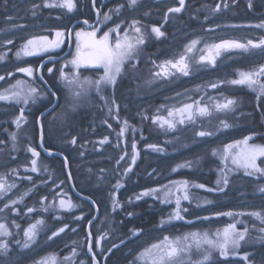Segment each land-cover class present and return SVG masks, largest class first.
Instances as JSON below:
<instances>
[{
	"label": "rangeland",
	"instance_id": "374dc122",
	"mask_svg": "<svg viewBox=\"0 0 264 264\" xmlns=\"http://www.w3.org/2000/svg\"><path fill=\"white\" fill-rule=\"evenodd\" d=\"M78 1L73 0L75 8L69 12L66 8L44 7V0L36 4L38 8L35 5L30 7V0H0V57H3L0 59V75L4 69L7 72L0 93L11 95L8 90H12L17 81L22 82L25 92L29 88L36 89L27 103L23 100L17 102L15 98L0 100L4 105L0 107V183L4 184V189L0 190V224L5 225L9 233L0 235V244L8 245L6 254L0 249V264H40L48 258L54 259L55 264H107L104 260L105 247L118 241L114 240L118 232L114 225L124 216L123 209L133 208L131 204L121 203L119 187L123 185V173L132 163L134 154L135 162L131 165L135 167L127 174V178L132 177L133 191L129 197H139V186L158 182V197L164 191V198L173 201L171 206H174L173 190L179 185L173 181H187L191 197L188 202L192 207L190 215L196 211L211 215L215 210H204V207L218 201H232L238 211L232 217L237 230L247 228L248 232L241 246L235 251L230 249L228 256L223 257L218 249L209 248L206 244L198 249L191 238L193 234L199 237L207 234L209 239L215 240L226 227L220 219L209 216L202 219L201 224L173 231L169 214L174 215V209H158L160 221L157 230L140 234V229H133L127 239L130 242L122 251L130 255L126 258L124 254L125 258L117 264H151L152 257L145 250L151 249L153 244L164 242L165 237L170 243L179 241L181 246H192L187 253L181 254L177 264H196L209 253L210 259L205 264L248 263V259H232L233 252L247 255L251 260L253 254L263 264L264 258L260 253L264 250L259 245L264 242V231H261L264 224L248 213L256 212L264 217V192L260 191L264 187V175H245L243 168L232 163V157L244 145L231 149L228 146L248 135L253 137L249 145L264 146V96H259L258 90L254 91L246 85L231 83L239 79L240 72L253 71L263 65L258 63L256 57L263 56L264 48H249L255 60L248 64L245 63L246 59L235 54L236 51L243 52L240 49L222 50L216 57L215 65L201 62L200 57L208 55L207 46L221 40L240 43L252 40L258 43L264 39V27H258L264 25V12H254L255 7H264V0H185L179 13L168 11L180 6L179 0H138L135 7H129L128 0H95V3L91 0L93 16L83 20L88 22L86 24L82 20L74 23L72 26L75 30L71 36L69 29L37 32L40 27H32L31 24L20 28L7 26L15 20L21 22L22 18H27L29 10L30 20L44 9L58 17L73 16ZM216 5H220L219 11L214 10ZM25 7L27 11H23ZM106 15L111 18L105 20ZM95 20L100 31L110 33L113 43L117 38L123 39L125 32L132 39L143 36L144 43L135 50V58L125 63L121 75L117 77L115 91L111 85L104 86L99 93L90 88L86 95L75 101L77 107L73 108L72 92L61 74L70 78L74 73H79L81 79L92 81L100 80L104 75L103 68L76 69L70 63L83 40H78L76 33H88L86 25ZM133 21H139L136 27L141 29V33H136L130 27ZM117 25L119 36L112 31ZM153 27H159L164 35L157 38L152 32ZM57 32L63 33L59 37V47L31 56H25L22 52L19 57L16 55L28 40L47 37L49 41H55L58 39ZM68 36L72 38L71 42ZM193 41L198 43L188 52L187 48ZM63 53L58 60H50ZM181 55L186 57L189 65L187 76L171 68L167 77L156 75L160 72L157 65L167 60H178ZM233 59H236L237 66ZM22 67H31L33 74L28 76L19 72L18 69ZM49 69L52 71L49 72ZM259 83L264 84L263 76L259 78ZM45 84L56 89V92L52 89L51 95ZM227 99L234 100L235 105L230 110L217 111L215 105ZM186 104H193L194 110L197 105L207 107L210 115H197L194 122L185 120L184 124L178 123V115L169 117V111ZM37 108L40 111L35 112ZM21 112L23 118L17 127L15 121L21 117ZM161 118L177 121L175 128L169 129L167 125L154 122ZM222 121L229 127L225 128ZM123 130L128 141L127 148L122 144ZM201 131L211 135L201 137L198 135ZM73 140L74 144L71 142ZM134 142L137 144L135 152ZM39 144L41 149L44 147L43 152ZM48 146L64 148L73 159V169H70L67 155L60 156L63 159L60 162L57 156H53L54 153L50 154ZM29 149L41 152L40 156L34 157ZM125 151L128 158L121 165L118 162ZM112 153L116 155V161H107L109 169L100 168L104 167V159H109ZM84 158L90 160L84 161ZM33 160L37 161L35 172L31 170ZM262 160L264 158L258 159L257 163L264 167ZM62 166H65L64 178L56 169ZM222 177H227L226 185ZM74 180L90 192L109 187L110 214L99 218L90 207L73 198L70 185ZM218 180L220 184H217ZM194 183H202L205 187L194 188L191 186ZM216 190L222 192L217 193ZM169 192L171 195H168ZM178 193L183 197V190ZM61 201L66 205L70 203L71 207H62ZM227 218L229 216H223L224 220L230 221ZM32 225L36 226L35 239L27 241L24 232ZM86 227L90 229L89 239L80 243L78 229L83 228L85 232ZM61 228L64 229L62 232ZM104 231L106 236L102 238ZM67 237L70 238L68 241ZM185 237L189 239L185 240ZM26 242L29 244L27 248L24 247ZM97 244H102L100 252L97 251ZM52 245L53 248L45 249ZM152 254H155V250ZM256 260H253L255 264Z\"/></svg>",
	"mask_w": 264,
	"mask_h": 264
},
{
	"label": "snow or ice",
	"instance_id": "6c2138e0",
	"mask_svg": "<svg viewBox=\"0 0 264 264\" xmlns=\"http://www.w3.org/2000/svg\"><path fill=\"white\" fill-rule=\"evenodd\" d=\"M95 3V0H93ZM138 4V0H128V6L129 7H135ZM179 7H173L169 8L170 13H179L183 9L185 5V0H179ZM226 6V5H225ZM251 6V5H250ZM35 7H39V5H35ZM44 7L53 8V7H59V8H66L69 12L72 11L75 8V4L73 0H60V2H57V0H52V2H49V0H44ZM122 7V6H121ZM215 11L220 10V5H216ZM111 11V10H110ZM117 12H119V8L116 9ZM111 17L106 15L105 20L110 19ZM87 23V21H85ZM139 24V21H133V24L130 26L134 29L136 33H141V29L139 27H136V25ZM258 27H264V25H259ZM112 31H116L119 36V25L116 26V28ZM152 32L156 35L157 38L162 37L164 33L160 30L159 27H153ZM77 38H79L82 35H85L88 37V39L84 40L81 44H78L77 46V53L76 56L73 58V60L70 62L74 68L79 69L81 67L88 68H103L104 69V75L100 80L92 81L88 78L81 79L79 73H74L70 78L65 76L63 73L62 78H64L67 81V84L69 85V89L72 92L73 96V104L72 107H77V104L75 101H78L82 96L86 95L89 91V89H94L97 93L101 92L103 90L104 86H114L116 84L117 77L121 75L123 67L125 63L135 58V50L138 48L139 45H142L144 43L143 36H138L134 39L129 38L127 32L123 34V39L117 38L115 42L110 41V33L105 32L103 36L97 40L95 38L96 33L95 31L91 33H76ZM57 40L55 41H49L47 37H39L37 39H30L27 41V43L23 46L21 51L17 52V56L19 57L21 55V52L25 56H31L38 54L39 51H48L51 48L59 47L61 41L59 40V37L63 36L62 32L56 33ZM11 43V41H9ZM197 41H193L192 45L187 48L188 52H191L195 45L197 44ZM249 48H264V39L260 40L258 43H254L252 40H249L246 44L240 43L235 40H224L219 44H213L206 47L207 56H201L200 61L204 62L207 61L210 64L215 65L216 57H218L222 50H233V49H240L243 51H248ZM0 59H3V57H0ZM135 67V65H133ZM157 67L160 68V72H157V76H164L167 77L170 72L169 69H175L176 72H179L180 74L187 76L189 74V65L186 62V57L184 55H181L178 60H167L164 61L162 64L157 65ZM19 72L25 73L28 76H31L33 74V69L31 67H22L18 69ZM52 69H49V72H51ZM261 76H264V66H261L260 68L249 71V72H240L239 73V79H234L231 81L232 84L237 85H246L250 88H252L254 91H259V96H264V84L259 83V78ZM4 77L0 76V80H3ZM215 87V85H213ZM79 89V90H76ZM11 92V95H7L4 93H0V100H9L12 98H15L17 102H20L23 100L24 103L28 102V99L33 96V94L36 92L35 88H29L27 89V92L22 87V82L17 81L16 85L13 86L12 90H8ZM258 96V98H259ZM103 98V97H102ZM235 101L232 99H227L224 103H219L215 105V108L217 111H225L230 110L234 105ZM169 117L173 116H179L178 123L184 124L185 120H188L190 122H194L195 116H208L210 115L209 110L207 107H199L196 106L194 110L193 104H186L182 108L176 109L175 111H169L168 113ZM23 118V113L21 112V117L18 118L15 123L17 124V127L20 126V120ZM161 123V126L167 125L169 129H174L176 126L177 121L168 120V119H160L158 121ZM126 123V122H125ZM225 128L229 127V125L226 122H221ZM199 136H209L211 133L201 131L198 133ZM13 139H15V136L13 135ZM251 137H246L243 141H238L236 145H229L228 148L231 149L233 147H238L239 145H244L243 148L240 149V151L232 157V163L236 165L237 167L243 168L245 170V175H253L255 173H260L261 175H264V167H261V165H258L257 161L260 158H264V146L260 145H249V140ZM73 144L75 143V140L71 141ZM102 143L104 141H101ZM149 147H155L154 145H149ZM32 152V155L39 156V153L36 152L34 149H29ZM133 151H135V145H133ZM215 154V153H214ZM123 159V157H121ZM224 159H227V157H224ZM135 162V155L133 156V163ZM37 161H32V171L35 172ZM261 164H264V160L261 161ZM223 183L226 185L228 183L227 177H222ZM221 181H217V184H220ZM177 183L179 186L176 188V191H182L184 190L183 199L188 200L189 195L186 191L187 187V181H181V182H174ZM196 187L203 188V185H196ZM4 189V184L0 183V190ZM208 191H212V189H207ZM152 191H156L153 189ZM260 191L264 192V187L260 189ZM148 193H143L142 195H147ZM168 195H171V192L168 193ZM139 198V197H138ZM180 199L181 197H177L176 199V205H177V213L175 218L176 219H182V217L179 214V207H180ZM62 207H71V204L68 203L65 204L64 201H61ZM186 210V209H185ZM29 211H32V209H29ZM227 215H232V213H227ZM248 215L254 216L257 219L261 220V223L264 224V217L261 216L260 213H248ZM42 223V222H38ZM36 226L32 225L30 226L25 232L24 236L27 238V241H33L35 239V232ZM64 229L61 228L60 231L62 232ZM261 231H264V228L261 229ZM248 229L245 228L243 231H238L235 224L228 225L224 230L222 234H217V237L215 240L209 239L207 234H205L203 237H199L197 234L192 235V239L195 241L196 247L199 249V247L202 244H206L209 248L212 249H218L220 252V255L223 257H227L229 254V250L235 251L241 246V242L245 241L247 236ZM0 235H9L7 232L5 225L0 224ZM55 235V233H54ZM189 239V237H185V240ZM24 247H29V244L26 242L24 244ZM191 245H184L181 246L179 241L176 242H168V237L164 238V242L159 244H153L151 249L145 250L148 255H151V264H177L178 258L183 253H187ZM0 249H3L5 254L8 249L7 243L0 244ZM155 250V254H152V251ZM89 251H91V248H89ZM75 254V253H73ZM210 259V253L205 254L203 256V260L197 261L196 264H205L206 261ZM243 259L247 260L248 256L245 255ZM40 264H55V260L52 258L45 259L40 262Z\"/></svg>",
	"mask_w": 264,
	"mask_h": 264
},
{
	"label": "flooded vegetation",
	"instance_id": "af4514ba",
	"mask_svg": "<svg viewBox=\"0 0 264 264\" xmlns=\"http://www.w3.org/2000/svg\"><path fill=\"white\" fill-rule=\"evenodd\" d=\"M92 24V23H91ZM90 26H92V25H89V26H87L89 29L87 30V32L88 33H91V32H93V31H96V29H98L97 28V25H95L94 27H90ZM74 30H75V28L74 29H72V32L70 33V35L69 36H71L72 34H73V32H74ZM105 32H107V31H100V29H98V31H97V34H96V36H95V38L97 39V40H99L102 36H103V34L105 33ZM68 36V37H69ZM71 37H69V40H70V42H71ZM79 39H83V40H85V39H88V37L87 38H85L84 37V35H82L81 36V38H79ZM228 39H233V38H228ZM83 40L80 42V44L82 45V42H83ZM222 41V40H221ZM242 43H245V42H242ZM246 44V43H245ZM235 54H238V57L240 56L241 58H243V59H246L245 60V63H250V61L251 60H255V58L253 57V55H252V53L248 50L247 52H245V51H243V52H240V51H236L235 52ZM63 55H64V53L63 54H58V55H56L57 57H63ZM66 56V55H65ZM258 56V55H257ZM256 58H258L257 59V61H258V63H263V65L262 66H264V54H263V56H258V57H256ZM237 59V58H236ZM236 59H233L234 60V62L236 61ZM237 64L238 63H236L235 62V65L237 66ZM260 68V67H259ZM263 79H264V76H263ZM46 86H47V88L46 89H48L49 90V93L51 94V95H53V93H51V92H53L52 91V89H53V87L51 88L50 87V85L48 84H45ZM115 89H116V86L114 85L113 86V90L115 91ZM47 90V91H48ZM54 90V89H53ZM56 92V89L54 90V93ZM150 100H152V98L150 97ZM135 107V106H134ZM122 130V129H121ZM122 132V131H121ZM247 137H251V139L249 140V142L253 139V137L252 136H247ZM244 139L243 138H238L237 139V141L236 142H234L233 143V145H236L237 144V142L238 141H243ZM127 140H126V136H125V132H124V130H123V137H122V144H123V147L124 148H127ZM134 145L136 146L135 148L137 149V144L134 142ZM242 145V144H241ZM240 146V145H239ZM137 151V150H136ZM126 153H124V155L122 156L123 157V159H120L119 160V164H124L126 161H127V158H128V153H127V151H125ZM135 152V151H134ZM133 152V153H134ZM41 153V152H40ZM40 153H39V156H40ZM135 155V154H134ZM133 155V156H134ZM38 156V157H39ZM133 156H132V158H133ZM136 156H137V154H136ZM116 155L114 154V153H112V154H110V157H109V159L108 158H106V160L107 161H109V162H112L111 160H114V161H116ZM131 162H132V159H131ZM132 164V163H131ZM130 164V165H131ZM130 165L126 168V170L124 171V180L121 182L123 185H121L120 187H119V190H121V192H120V195L122 196L121 198L122 199H127V200H123V201H121V203H123V204H131V207H133L134 209H136L137 211H139V213H138V220H139V226H140V231H141V233L140 234H142V232H146V230H148V227L147 228H145V226H148L147 225V222H148V218L147 217H145L144 215H145V213H147L148 211H151V212H153L154 214H155V216H156V222L157 223H159V221H160V217H159V213H158V209H162V210H166V209H168V210H170L171 209V211L174 209V215H170L169 214V217L171 216V218H170V221L169 222H171L172 224H173V231L174 230H183V229H187V228H190L191 226H194V225H196V224H201L202 222H201V220L202 219H204V218H206V217H208V216H215L214 217V219L216 220V219H220L221 220V223H223V224H225L226 225V227L228 226V225H230V224H235L236 225V228H237V224H236V221L234 220V219H232V217H233V215H236L237 213H238V211H237V206L234 204V203H231L232 201H228V202H226V201H218V202H216V203H214V204H212V205H210V206H208L207 208L206 207H204V210H206V209H213V210H215L214 212L212 211L211 212V215H206V213H202V212H199L198 213V211H196L197 213H194L193 215H190L189 214V210H191V204L189 203L190 201H189V199H191V197H190V191H189V187H188V185H187V187H186V191H187V193H188V195H189V199L188 200H184L181 196H179V193L176 191V188L178 187H176L174 190H173V195L175 196V200H174V206H171L172 204V202L173 201H170V200H167L166 201V199L164 198V191L161 193V197H158V190H159V185H158V182H152V184H151V186L150 187H146L147 185H142V186H140V187H138L139 189H140V191L138 192V195H139V198L137 197V196H130L129 197V195H130V193L133 191L132 189H131V186H129L128 187V183H131L132 184V180H131V178H127V174L128 173H130L131 172V170H133L134 169V167H135V165H133V167L130 169V170H128V168L130 167ZM173 182H175V181H173ZM174 184V183H173ZM196 185H203L204 187H205V185L204 184H202V183H194V184H191V186H193L194 188L196 187ZM203 187V188H204ZM200 188V187H199ZM203 188H200V189H203ZM153 189H155L156 191H152ZM216 192L217 193H219V192H222V191H220V190H216ZM143 193H148L147 195H149V196H146V195H142ZM149 193H151V194H149ZM183 193H184V190H183ZM146 196V197H145ZM177 197H181V199H180V207H179V214H180V216L182 217V219H176L175 218V216H176V213H177V205H176V199H177ZM189 201V202H188ZM230 202V203H229ZM120 207H122V206H120ZM132 208V209H133ZM147 210V209H150V210H147L146 212H144V210ZM186 209V210H185ZM227 209H230V211L229 212H227ZM195 210H197V209H195ZM203 210V211H204ZM227 213H232V215H227ZM164 216V215H163ZM223 216L225 217V216H229V218H227V219H229L230 221H226V220H224L223 219ZM147 220H146V219ZM190 218V219H189ZM147 221V222H146ZM196 221H199V222H195ZM226 227H224V229L226 228ZM87 229H88V227H87ZM151 233V232H150ZM149 233V234H150ZM86 234H87V236H88V239H89V235H90V229H88V230H86ZM102 234H105V232H103ZM149 234H147V235H149ZM115 244V243H114ZM114 244H112L110 247H109V249H107V255H108V252H109V250L112 248V246L114 245ZM260 246V248H262V250H264V242H262V244L261 245H259ZM103 248H102V244H97V251L98 252H100L101 250H102ZM106 253L104 254V260H105V255H106ZM112 253V252H111ZM234 254H232L231 255V258L232 259H235V261H236V258H237V260H239L238 258H241V259H243V257L244 256H241V254H239L238 252H233ZM260 253V252H259ZM110 254V253H109ZM261 255H262V258H264V252L263 253H260ZM240 255V256H239ZM256 256L255 255H251V258H252V260L250 259V257H248V263L247 264H255V262H253V260H256V258H255ZM259 257H260V255H259ZM244 260V259H243ZM259 263H261L259 260H256V264H259ZM262 264V263H261ZM263 264H264V261H263Z\"/></svg>",
	"mask_w": 264,
	"mask_h": 264
},
{
	"label": "trees",
	"instance_id": "16d2710c",
	"mask_svg": "<svg viewBox=\"0 0 264 264\" xmlns=\"http://www.w3.org/2000/svg\"><path fill=\"white\" fill-rule=\"evenodd\" d=\"M37 3H39V0H30V7L33 6V5H36ZM27 10H28L27 7H25L23 9V11H27ZM59 16H62V15H59ZM91 16H93L91 0H79L78 1V6H77V10H76V12H75V14L73 16L58 17L57 14L52 15L48 9H44L42 13H40L37 16H34V18L32 20H30L31 12L29 10V15H28L27 18H24V19L22 18L21 22L15 20V22L13 24H8L7 26H10V27L19 26V28H20L21 26L25 27V24H26V26L27 25L30 26V24H31L32 27H40L37 32H41L43 30L50 31V30L58 29V28L59 29H70V26L73 25L74 23H77V21H80L81 19H86V18L89 19V18H91ZM68 17L71 18V19L68 20ZM37 24H39V25H37ZM0 29H2V28H0ZM6 74H7V72L5 71V69L1 71V75L2 76L6 75ZM0 107H4L3 103H0ZM11 108L13 110L15 109V107H12V106H11ZM49 148L53 149L55 151L58 150V151H61V152L65 153V155H67L66 157L68 159L69 155L67 154L66 151L64 152V151L59 150V149H57L56 147H53V146H50ZM56 159L59 160L60 162H62V160H63V159H60L59 157H56ZM69 166H70V169L71 168L73 169V164L72 163ZM62 169L65 172V166H62ZM70 174H71V172H70ZM71 176H72V174H71ZM74 176L76 177V175H74ZM73 183H74V186H75L76 190L80 194H82V195H84L86 197H90L92 199V201H93L94 197L102 196V195L105 194V193H99L100 191L97 194H95V193L92 194L89 191H87L86 189L80 187L79 184L77 183V181L74 180ZM128 185L131 186L130 183H128ZM107 197H108V195H107ZM73 198H75L77 201H79L83 205H86V206L90 207L92 212L93 211L95 212L94 206H92L88 201L82 200V199L78 198L77 196H75L74 194H73ZM94 204L97 206V210L99 212V218H103V216H105V215L103 214V211L101 210V206L99 205V203H94ZM123 210L125 211L124 216H121V218H119L116 221V224L114 225V226H116V228H118V230H117L118 232L116 233V237L117 238H115L114 240H118V241L119 240L121 241V240H124V239H128L129 235L132 233L133 229H136V228L140 229L139 220H138L139 219L138 218L139 211H137L134 208L133 209H126V210L123 209ZM147 210H150V209H147ZM147 210L145 209L144 212H146ZM119 215L117 217H119ZM144 216L145 217H150L151 218V222L156 220L155 214L153 212H151V211H148L147 213H145ZM122 218H123L124 222H122ZM147 227H149V226H145V228H147ZM77 237H78V240H80V243L82 241H84V240L86 241L88 239V238H86V230L84 232L83 228H79L78 232H77ZM69 239H68V237L66 238L67 241ZM109 244L110 243H108V245ZM53 247H54V245L46 247L45 249H49V248H53ZM122 251L123 250L114 251L112 253V255L108 257L107 264L111 263L112 259L115 256L120 255V254L124 255L125 253H122ZM129 255L130 254H125V257L128 258Z\"/></svg>",
	"mask_w": 264,
	"mask_h": 264
},
{
	"label": "bare ground",
	"instance_id": "6f19581e",
	"mask_svg": "<svg viewBox=\"0 0 264 264\" xmlns=\"http://www.w3.org/2000/svg\"><path fill=\"white\" fill-rule=\"evenodd\" d=\"M259 8H256L255 7V11L254 12H256V13H261V12H264V7H262V6H258ZM262 7V8H261ZM43 28V27H42ZM44 29V28H43ZM59 58H61V57H57V56H54L53 58H52V60H58ZM40 108V107H39ZM39 108H37V109H35V112H38V110L40 111V109ZM10 114V112L8 111V115ZM10 116V115H9ZM12 117V116H11ZM57 149H59V150H62V151H64L65 152V149L64 148H61V147H56ZM68 159H69V161H70V163H73L72 162V158H71V156H69L68 157ZM86 159H88V158H84L83 160L84 161H86ZM88 160H90V159H88ZM56 169H59V171H60V174L62 175V177L64 178V170L61 168H56ZM100 191V192H99ZM108 191L109 190H107V189H105V188H102V187H100V188H96L95 190H91V192L90 193H92V194H97L98 192L99 193H105L104 195H102V196H97V197H94V199H93V202L94 203H99V205L101 206V210L103 211V214L105 215V216H107V215H109L110 213V211H109V207H108V197H107V194H108ZM148 218V222H147V224H148V230H146V231H150V230H153V231H155V230H157V228H158V224L155 222V221H152L151 222V218L150 217H147ZM146 219V218H145ZM147 220V219H146ZM87 228V227H86ZM89 229V228H88ZM88 229H86V230H88ZM105 232V231H104ZM106 233V232H105ZM88 236H86V238H87ZM45 246H47V245H45ZM123 258H124V255L122 254H120V255H117V256H115L113 259H112V264H117V263H119L120 261H122L123 260Z\"/></svg>",
	"mask_w": 264,
	"mask_h": 264
},
{
	"label": "water",
	"instance_id": "95a60500",
	"mask_svg": "<svg viewBox=\"0 0 264 264\" xmlns=\"http://www.w3.org/2000/svg\"><path fill=\"white\" fill-rule=\"evenodd\" d=\"M222 42V41H221ZM221 42H219V43H221ZM219 43H217V44H219ZM162 119V118H161Z\"/></svg>",
	"mask_w": 264,
	"mask_h": 264
}]
</instances>
